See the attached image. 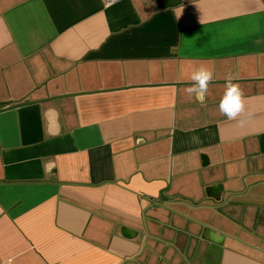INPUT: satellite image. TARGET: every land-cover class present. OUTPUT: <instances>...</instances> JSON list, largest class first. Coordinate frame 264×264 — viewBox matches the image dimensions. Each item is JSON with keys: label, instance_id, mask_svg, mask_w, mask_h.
Segmentation results:
<instances>
[{"label": "crops", "instance_id": "crops-1", "mask_svg": "<svg viewBox=\"0 0 264 264\" xmlns=\"http://www.w3.org/2000/svg\"><path fill=\"white\" fill-rule=\"evenodd\" d=\"M0 264H264V0H0Z\"/></svg>", "mask_w": 264, "mask_h": 264}, {"label": "clouds", "instance_id": "clouds-1", "mask_svg": "<svg viewBox=\"0 0 264 264\" xmlns=\"http://www.w3.org/2000/svg\"><path fill=\"white\" fill-rule=\"evenodd\" d=\"M183 9L177 12L176 19L182 15ZM214 79L212 68L201 65L191 74L192 86L186 89L189 95L194 94L197 101L204 103L209 90V84ZM236 76L229 74L226 77V88L219 103V111L229 120H234L245 111V96L239 83L234 82ZM194 140L197 138H193Z\"/></svg>", "mask_w": 264, "mask_h": 264}, {"label": "water", "instance_id": "water-1", "mask_svg": "<svg viewBox=\"0 0 264 264\" xmlns=\"http://www.w3.org/2000/svg\"><path fill=\"white\" fill-rule=\"evenodd\" d=\"M66 95H69V94H64V95H60V96H56V97H61V96H66ZM47 99H49V98H47ZM36 101L39 102V101H42V100H29V101H26V102H20L18 105L29 104V103H33V102H36Z\"/></svg>", "mask_w": 264, "mask_h": 264}, {"label": "built area", "instance_id": "built-area-1", "mask_svg": "<svg viewBox=\"0 0 264 264\" xmlns=\"http://www.w3.org/2000/svg\"><path fill=\"white\" fill-rule=\"evenodd\" d=\"M118 0H106V4L107 5H111V4H113V3H115V2H117Z\"/></svg>", "mask_w": 264, "mask_h": 264}]
</instances>
